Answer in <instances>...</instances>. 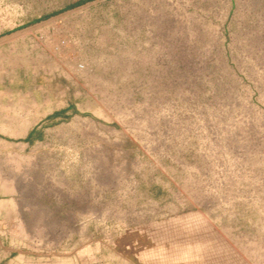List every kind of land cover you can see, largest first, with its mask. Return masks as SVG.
Here are the masks:
<instances>
[{
	"label": "rangeland",
	"instance_id": "obj_1",
	"mask_svg": "<svg viewBox=\"0 0 264 264\" xmlns=\"http://www.w3.org/2000/svg\"><path fill=\"white\" fill-rule=\"evenodd\" d=\"M77 1L0 0V264H264V0Z\"/></svg>",
	"mask_w": 264,
	"mask_h": 264
},
{
	"label": "trees",
	"instance_id": "obj_2",
	"mask_svg": "<svg viewBox=\"0 0 264 264\" xmlns=\"http://www.w3.org/2000/svg\"><path fill=\"white\" fill-rule=\"evenodd\" d=\"M84 1H87V0H78L77 2L74 3V5H78V4H80V3L84 2ZM27 139H28V137H27Z\"/></svg>",
	"mask_w": 264,
	"mask_h": 264
}]
</instances>
